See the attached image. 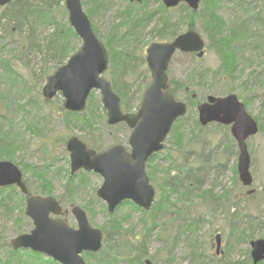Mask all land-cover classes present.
<instances>
[{"label": "rangeland", "instance_id": "1", "mask_svg": "<svg viewBox=\"0 0 264 264\" xmlns=\"http://www.w3.org/2000/svg\"><path fill=\"white\" fill-rule=\"evenodd\" d=\"M82 3L110 56L112 51L119 52L117 55L120 54L123 65L124 60L128 63L126 69L122 66L114 68L111 59L109 70L104 74L121 97L124 111L137 112L140 107L144 90L151 80L146 56L153 42L171 41L189 29L199 31L206 41L202 57L178 52L170 63L169 75L177 86L176 97L188 103L190 112L178 124L181 140L177 141L173 129L164 150L147 165L162 213L154 218L151 210L121 205L112 215L107 211V204L97 195L103 177L92 171L71 174L70 153L66 148L71 136H79L99 151L115 143L130 148L131 129L123 123L108 124L100 90H92L86 110L74 115H69L64 108L65 98L61 93L53 99L43 95L47 77L64 65L82 45L79 37H70L64 57L59 58L53 51L56 28L66 30L70 25L64 0L47 16L44 15L46 23L38 22L34 26L33 43L28 37V25L18 29L13 22L0 21V160L17 164L33 193L48 195L43 190L50 188V194L57 196L68 210L63 217L70 225L78 227L71 209L73 205H79L87 211L93 226L118 232L112 236L117 250L114 252L120 256L114 264H123L125 257L134 258V253L140 251L135 248L140 245L144 252L145 248L148 250V254L138 258V264H145L146 258L154 264H187L189 260L194 264H248L250 242L264 237L261 224L264 220V27H251L245 51L239 54L233 74L227 75L224 68L220 69L223 63L215 47L216 39L210 38L207 31L208 26H216L218 22L208 24L205 15L212 7L229 31L239 20L246 18L248 10L251 13L264 12V0H201L199 10L193 11V15L185 3L167 8L162 0H102L101 7L94 10L86 0ZM7 8L0 6V18L6 15ZM151 12H156L151 19L135 25L139 18ZM163 18L170 20L167 30L172 34L165 40L160 36L165 34V31L161 32ZM125 54L126 58L122 57ZM228 87L233 90L229 93L238 95L260 126L259 132L247 140L254 176L250 187L244 186L239 179V146L231 133V126L217 122L202 126L198 120L197 105L209 95H228ZM192 94L196 97L193 98ZM190 167L200 168L201 187L192 185L177 189ZM172 176H176L177 181H173ZM250 188L254 189L252 193H248ZM2 192L0 264H36L23 249L15 255L16 260L7 262L13 251L11 239L30 232L34 224L25 212V195L17 188L1 196ZM179 213L192 222V236L178 235L169 224V218ZM235 213L240 217L249 216L248 221L254 222L249 239L232 235V215ZM114 221L120 225L118 231L111 227ZM218 233L222 234L223 254L216 253L215 236ZM131 240L137 243L133 251L129 249ZM24 250L32 251L30 248ZM41 254L45 260L52 259ZM84 256L87 264H99L90 255Z\"/></svg>", "mask_w": 264, "mask_h": 264}, {"label": "water", "instance_id": "2", "mask_svg": "<svg viewBox=\"0 0 264 264\" xmlns=\"http://www.w3.org/2000/svg\"><path fill=\"white\" fill-rule=\"evenodd\" d=\"M13 0H0L6 5ZM142 1V0H131ZM167 7L186 2L197 10L201 0H163ZM69 21L82 39L81 48L72 54L66 64L60 66L47 77L43 88L46 98H53L61 92L65 98L64 107L81 113L86 109L87 99L93 89L101 91L102 102L108 113V123L124 122L132 129L130 151L122 144L113 145L98 152L77 136H72L66 144L70 152L71 172L80 169L94 171L103 176L104 181L97 193L113 213L124 200H131L149 210L155 200L156 189L146 172L149 157L164 147V141L174 122L186 115L188 106L169 91L168 68L177 51L195 52L199 57L205 51V40L201 34L190 29L168 42H153L147 49V62L152 80L144 91L137 112H124L120 96L114 91L111 81L104 73L108 70L110 56L108 49L95 33L92 23L83 9L82 0H65ZM1 107V103H0ZM199 122L207 125L219 122L231 125V132L239 144V178L244 185L253 183L250 171L251 156L247 138L259 131L257 120L247 111L245 104L234 94L224 97L209 95L207 101L198 105ZM16 184L25 194L29 193L23 180L21 169L12 161H0V187ZM62 206L53 195H28L26 214L34 228L29 233L20 234L11 240L14 249L31 248L48 254L62 264H87L85 251H99L103 246V231L94 227L86 211L74 206L78 227L71 226L64 218ZM217 252L221 248L218 234ZM252 257L254 264L264 260V238L254 240ZM146 264H153L150 259Z\"/></svg>", "mask_w": 264, "mask_h": 264}, {"label": "trees", "instance_id": "3", "mask_svg": "<svg viewBox=\"0 0 264 264\" xmlns=\"http://www.w3.org/2000/svg\"><path fill=\"white\" fill-rule=\"evenodd\" d=\"M63 0H15L12 1L7 7V13L6 15L3 14L0 18V21L2 19H5L7 21V24H10L13 22V26L21 29L23 25H28L29 26V33L28 37L30 39V43H33L36 29L33 27V21L36 22L35 25H38V22H43L45 19L46 14L49 13L50 11L54 10L53 7L56 5L61 4ZM216 1V0H215ZM102 2V1H101ZM86 3L91 4V9L94 10V8L99 7L100 3L99 0H86ZM188 9V8H187ZM210 12L205 15V18L208 19V24H212L213 21H216V26L212 27H207V31L209 32V37H215L216 39V44L215 47L218 50V52L221 55L222 63L223 65L220 66V69L224 68V71L226 72L225 74L227 75H232L234 71V65L236 61L238 62V56L239 54L243 53L245 51V45L247 44L248 40V34L252 26H262L264 27V18H261V12H253L251 13L249 10L245 13L246 18L239 20L238 24H234L235 26H232L229 31H226L225 27V21L221 18H219L214 11H212V7L209 10ZM197 12V11H194ZM156 12H151L149 14H146L144 17L139 18L135 25H138L142 20L146 19H151ZM45 15V16H44ZM193 15V11H192ZM52 21V20H50ZM49 22V20H48ZM46 23V20L44 21ZM170 20L168 18H163L162 19V28L161 32L165 31V34H160L161 39H169L172 34L168 32L167 28L170 26ZM68 24V23H67ZM242 25L243 27L238 29V26ZM173 32L175 29L172 30ZM262 31H264V28H262ZM33 34V35H32ZM70 37H75L76 39L78 38L77 34L73 30V28L69 25L66 30L57 27L55 30V33L53 35V51L56 56L59 58L64 57L66 55L68 46L70 43H67L70 40ZM263 39H264V34H263ZM52 41V40H51ZM258 41V40H257ZM56 51H59L60 53H56ZM119 52L112 51L111 53V59L112 63L116 67L122 66L124 69H126V63L127 61L124 60V65L123 62L121 61V58L119 55H117ZM122 55V54H121ZM194 55V54H192ZM127 54H125L124 58H126ZM57 57V58H58ZM58 58V59H59ZM128 64V63H127ZM125 66V67H124ZM114 72V71H113ZM125 87V86H123ZM122 87V88H123ZM177 86L173 83V81L170 80V91L176 95L177 93ZM186 90V89H185ZM232 88L228 87L227 92H232ZM124 93V92H123ZM127 107L128 104H127ZM190 112V111H189ZM188 112V113H189ZM69 115H74V113L68 112ZM188 114L182 118H179L177 122L174 124L173 129L175 130V133L177 134V141L181 140L182 134L179 131L180 124ZM172 129V130H173ZM153 157V156H152ZM152 159V158H151ZM150 159V160H151ZM190 170L187 171V174L184 176V179L182 178V183H178V186H176L177 189H185V188H190L192 185H196L195 187H201V177L199 175L200 173V168L196 167H190ZM171 179L173 181H177L176 176H172ZM169 184V182H168ZM13 188V186L7 187V188H2L0 193L2 192V195H5V192H10ZM30 190L32 191L31 187H29ZM51 189L46 188L43 190L45 192L44 194L51 193ZM3 199V198H2ZM64 204H66L65 201H63ZM172 204V203H171ZM122 205H129L133 209H138V210H143L136 206L133 202L131 201H126ZM161 202L155 201V204L151 210V213L153 212L154 215L152 217L156 218L157 214L162 213L161 209ZM167 210H172V208L167 207ZM145 211V210H143ZM111 214V213H110ZM113 215V214H112ZM234 217V222L232 225V235L234 236H239L243 235L245 239H249L252 237L249 235V232L253 231V226L251 225L254 222L248 221L249 216L245 217H240L238 213H235L232 215ZM170 221L169 224L174 227L178 233V235H186V236H192V222L188 221L189 219L185 217L184 214L179 213L171 216V219L169 218ZM116 223V221H114ZM112 224L111 227H115V230L118 231L120 229V225L118 223ZM262 226H264V220H261ZM165 229L164 231H166ZM104 246L100 251L98 252H85L86 255H90L97 263L99 264H114L116 260L120 257L115 252L116 246L113 244V237L117 234L118 232H112L108 227L104 228ZM113 236V237H112ZM113 238V239H112ZM136 240H139L138 238H135ZM129 243V249L133 251V249L136 247L137 243L133 242ZM138 254L134 253V258H129L125 257V260H123V264H138V258H143L146 254H148V250L145 248V252L143 251L142 245H140L138 248ZM195 249V248H194ZM23 251L28 253L29 257H32L35 260L36 264H58L57 261L48 258L45 260L42 256L41 253L35 252V251ZM115 251V252H114ZM20 251L13 250L12 255L8 256V263L12 260H16L15 255L18 254ZM116 256H115V255ZM12 259V260H11ZM200 261L199 259H196ZM13 262V261H12ZM195 262L193 260H189L187 264H194ZM232 264H238V262H232ZM248 264H253L251 259ZM258 264H264V261L259 262Z\"/></svg>", "mask_w": 264, "mask_h": 264}, {"label": "bare ground", "instance_id": "4", "mask_svg": "<svg viewBox=\"0 0 264 264\" xmlns=\"http://www.w3.org/2000/svg\"><path fill=\"white\" fill-rule=\"evenodd\" d=\"M102 0H99V3H100V5H99V7H101V5H102V2H101ZM261 18H264V12L261 14ZM262 20H264V19H262ZM35 24H36V22L35 21H33V24L32 25H34L35 26ZM33 26V27H34ZM243 26L242 25H239L238 26V29H240V28H242ZM28 33H29V31H28ZM33 35V34H32Z\"/></svg>", "mask_w": 264, "mask_h": 264}]
</instances>
